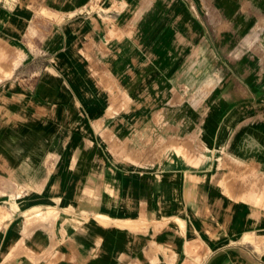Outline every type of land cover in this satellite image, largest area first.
<instances>
[{
	"label": "crops",
	"instance_id": "1",
	"mask_svg": "<svg viewBox=\"0 0 264 264\" xmlns=\"http://www.w3.org/2000/svg\"><path fill=\"white\" fill-rule=\"evenodd\" d=\"M0 264H264V0H0Z\"/></svg>",
	"mask_w": 264,
	"mask_h": 264
}]
</instances>
